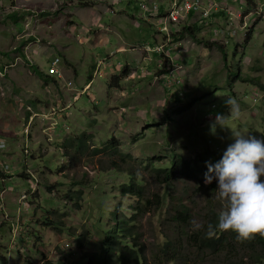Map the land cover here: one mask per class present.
<instances>
[{"label":"rangeland","instance_id":"obj_1","mask_svg":"<svg viewBox=\"0 0 264 264\" xmlns=\"http://www.w3.org/2000/svg\"><path fill=\"white\" fill-rule=\"evenodd\" d=\"M140 2L0 0V68L8 65L0 77V264H87L88 254L101 253L118 207L129 217L142 208L144 264H255L246 241L230 235L227 248L205 250L197 239L222 211L217 186L180 171L166 184L155 170L177 158L196 166L208 152L222 154L235 142L233 131L264 140V18H250L227 38L201 24L194 35L181 34L186 52L170 66L181 83L168 88L170 76L158 73L162 57L140 51L161 39ZM93 31L109 45L84 42L94 43ZM55 58L67 87L36 72L48 75ZM84 133L89 150L70 167L66 142ZM131 175L144 186L145 202L121 195ZM182 211L187 222L179 220ZM15 226L22 233L13 238ZM168 240L177 247L165 255Z\"/></svg>","mask_w":264,"mask_h":264},{"label":"built area","instance_id":"obj_2","mask_svg":"<svg viewBox=\"0 0 264 264\" xmlns=\"http://www.w3.org/2000/svg\"><path fill=\"white\" fill-rule=\"evenodd\" d=\"M148 1L149 4H146L145 0H141V11L144 15H148L147 21L150 24L153 20L157 22L158 35L161 36V39L156 38L154 46L146 45L140 51L145 54L144 56L147 59H149V53L162 57V60L158 63V73H161L160 78L170 76L167 83L168 88L174 86L175 83H181L178 73L176 74L173 68L170 69V66L171 62L175 64L174 61L179 58L181 53L186 52V45L183 44L185 41L181 37V34H187L184 31L185 28L196 29L198 24H201L204 28L216 27L217 30L213 31L215 35L222 34L223 37L227 38L232 37L235 30H245L249 25L250 18L255 20L264 18V0H241L242 4H239L238 0H166L167 3L161 1L159 3L157 0ZM119 52L117 50L116 53L108 56L106 69L110 68L108 59ZM172 53H174V58ZM60 63L59 58H55L50 62L48 76L67 87L64 70L60 67ZM104 63L105 61L98 63L94 76H96V73L98 75L102 72L100 68ZM0 77H4V75L0 73ZM91 84L92 81L82 89V93L87 92ZM2 94L5 95V92L2 91ZM30 119L31 122L34 116L31 115ZM25 134H28V126L25 129ZM26 201L27 198L24 197L20 200V203ZM20 233H22V229L15 226L12 231L13 238H16ZM6 264H11V262L8 261ZM37 264L55 263L42 261Z\"/></svg>","mask_w":264,"mask_h":264},{"label":"trees","instance_id":"obj_3","mask_svg":"<svg viewBox=\"0 0 264 264\" xmlns=\"http://www.w3.org/2000/svg\"><path fill=\"white\" fill-rule=\"evenodd\" d=\"M184 31L194 35V29L192 28H185ZM36 72L40 76H43V72L38 68L36 69ZM47 78L49 79L50 77L47 76ZM262 87L264 88V86ZM90 138L91 136L84 133L81 136L66 142L68 147H66L65 156L68 158L70 167L74 166L79 158L83 157L88 152V143ZM102 151L103 150L101 149L95 150L97 154L102 153ZM222 156L223 153L214 154L208 152L206 155L199 157L197 163L195 164L196 166H194L192 162L183 158H177V160H175L173 163L172 168L165 167L155 170V172L159 179L162 176H165L164 183L166 184L172 182V179L175 177L177 171L184 173L187 177L198 178L199 175H203L207 172V163L213 162L215 164L220 161ZM64 167L65 166H63V169ZM24 177L33 180L35 179L34 175L26 174ZM131 177L132 181L129 184H124L121 186V195L123 197H132L145 202L147 199V194H145L144 186L137 182L133 175H131ZM262 179H264V177H262ZM215 186H217L215 182H212L211 187ZM147 201L148 203L151 202L150 199ZM119 208L120 207H118L115 215L114 228L106 234L103 240L101 253L88 254L86 256L87 264H144V262L147 260L146 251L142 243V237L137 229L139 213L142 211V208H135L131 214V217H129V215L123 214L121 208ZM218 217L219 214L214 213L206 227L197 236V239L201 243V247L205 250L225 249L230 244L228 237L232 235L236 238V233L231 231L222 232L216 228ZM188 218L189 215L184 211L179 214V220L187 222ZM209 224H211L215 229L214 234L211 236L207 234ZM246 242L248 248H252L254 252L257 253V255H255V264H264V238L257 236L255 239ZM176 247L177 246L174 241L168 240L161 249L165 255H168L172 249H175Z\"/></svg>","mask_w":264,"mask_h":264},{"label":"clouds","instance_id":"obj_4","mask_svg":"<svg viewBox=\"0 0 264 264\" xmlns=\"http://www.w3.org/2000/svg\"><path fill=\"white\" fill-rule=\"evenodd\" d=\"M225 103L238 114L234 99L229 97ZM226 119L218 115L216 123L225 127L220 122ZM233 137L235 142L227 147L220 161L207 163L204 183H217L222 211L216 228L234 232L238 241L245 242L257 236L264 238V141L246 137V132L240 131H233ZM214 232L209 224L207 234Z\"/></svg>","mask_w":264,"mask_h":264},{"label":"crops","instance_id":"obj_5","mask_svg":"<svg viewBox=\"0 0 264 264\" xmlns=\"http://www.w3.org/2000/svg\"><path fill=\"white\" fill-rule=\"evenodd\" d=\"M112 6H113V3L111 4ZM98 20H100V18L98 19ZM148 23V22H147ZM74 24V23H73ZM95 24H98V21L95 23ZM49 28H51V26H48ZM104 29H108V27H105ZM44 31H46V29L44 30ZM35 32V31H34ZM88 33V32H87ZM91 33H93L94 34V37H95V41H94V43L93 44H90V38L89 37H86L85 38V41L84 42H86L88 45H90V46H92L93 45V47H103L104 45L105 46H107V45H109V40H108V37H107V35L106 34H101V32H99V31H93V32H91ZM21 36H23V34H20ZM47 37V35H45V34H43L42 36H41V39L42 38H46ZM27 42V41H26ZM28 48H30V46L28 47ZM20 58H16V60L18 61ZM32 60V62H33V64L34 65H36V63H35V61L33 60V59H31ZM1 65V64H0ZM5 66H7L8 67V65H5ZM7 67H6V69L5 68H0V72L1 73H3V74H5L6 72H7ZM39 68V67H38ZM109 69V68H108ZM72 70H73V72H76V69L73 67L72 68ZM70 73V72H69ZM45 75V77H47V75L46 74H44L43 73V76ZM3 176H6L5 178H2V179H7L8 178V176H9V174H4Z\"/></svg>","mask_w":264,"mask_h":264}]
</instances>
